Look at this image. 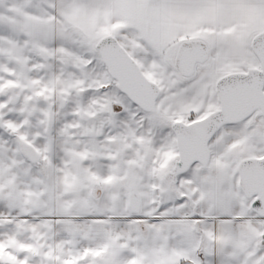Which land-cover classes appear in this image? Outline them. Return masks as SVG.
<instances>
[{
  "label": "snow or ice",
  "instance_id": "1",
  "mask_svg": "<svg viewBox=\"0 0 264 264\" xmlns=\"http://www.w3.org/2000/svg\"><path fill=\"white\" fill-rule=\"evenodd\" d=\"M0 264H264V0H0Z\"/></svg>",
  "mask_w": 264,
  "mask_h": 264
}]
</instances>
